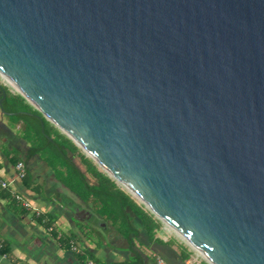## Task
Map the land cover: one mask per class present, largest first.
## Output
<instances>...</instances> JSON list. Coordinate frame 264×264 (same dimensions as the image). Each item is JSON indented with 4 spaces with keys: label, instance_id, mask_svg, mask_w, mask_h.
<instances>
[{
    "label": "water",
    "instance_id": "water-1",
    "mask_svg": "<svg viewBox=\"0 0 264 264\" xmlns=\"http://www.w3.org/2000/svg\"><path fill=\"white\" fill-rule=\"evenodd\" d=\"M0 74L207 264H264V0H0Z\"/></svg>",
    "mask_w": 264,
    "mask_h": 264
},
{
    "label": "crops",
    "instance_id": "crops-1",
    "mask_svg": "<svg viewBox=\"0 0 264 264\" xmlns=\"http://www.w3.org/2000/svg\"><path fill=\"white\" fill-rule=\"evenodd\" d=\"M1 89L5 98L0 104V176L11 182L10 190L42 212L44 221L21 209L9 190H0V264H85L86 260L94 264L128 263L136 259L130 242L143 264H157V257L165 264H207L193 256L177 237L163 230L161 235V227L149 239L140 222L131 218L138 238L121 233L103 216L88 192L98 184L88 173L83 161L86 157L66 148V136L19 93L12 88ZM51 147L62 161L53 159ZM18 162L26 169L22 180L15 177ZM69 168L82 188L72 184ZM70 243L82 253L71 252ZM185 254H189L187 259Z\"/></svg>",
    "mask_w": 264,
    "mask_h": 264
},
{
    "label": "trees",
    "instance_id": "trees-1",
    "mask_svg": "<svg viewBox=\"0 0 264 264\" xmlns=\"http://www.w3.org/2000/svg\"><path fill=\"white\" fill-rule=\"evenodd\" d=\"M64 138L71 146V151H77V147L74 143L67 137ZM51 144L55 145L54 142H51ZM83 161L88 165V173L92 174L98 184L96 187L88 189V192L93 194L94 201L101 207L103 216L112 222L114 226H118L121 233L126 232L127 238L134 236L137 239L139 232L130 224L131 218H135L144 228L148 238L153 239L156 230L160 227L159 222L153 219L151 215L143 211V209L131 198H129L130 196L124 191L117 189L116 185L108 177L98 172L90 160L83 159ZM114 206H116L117 209ZM123 223L125 227L123 226ZM129 245V248L134 251L136 259L128 263L122 262L117 264H143L138 251L134 248L133 243L130 242ZM188 256L189 254H185L184 259H187Z\"/></svg>",
    "mask_w": 264,
    "mask_h": 264
},
{
    "label": "built area",
    "instance_id": "built-area-1",
    "mask_svg": "<svg viewBox=\"0 0 264 264\" xmlns=\"http://www.w3.org/2000/svg\"><path fill=\"white\" fill-rule=\"evenodd\" d=\"M0 87H8L11 88L7 80L0 74ZM15 171H16V180H22L26 176V169L25 165L22 162H18L15 165ZM11 182L6 181L3 177L0 176V190H9L12 200L24 211L32 214L36 219H41V221H44L43 214L40 210L33 207L32 204H30L24 197H22L20 194L16 193L15 191H12L9 189V185ZM49 231L52 230V228L48 229ZM70 250L71 252L75 254H81L82 250L75 244L70 243ZM157 264H165V262L160 258H156ZM85 264H94L91 260H86Z\"/></svg>",
    "mask_w": 264,
    "mask_h": 264
},
{
    "label": "rangeland",
    "instance_id": "rangeland-1",
    "mask_svg": "<svg viewBox=\"0 0 264 264\" xmlns=\"http://www.w3.org/2000/svg\"><path fill=\"white\" fill-rule=\"evenodd\" d=\"M5 90L6 91H9V89L7 88V87H5ZM15 93H17V92H15ZM47 129H48V126H47ZM48 131H49V129H48ZM63 143H64V146L66 147V148H68L69 150H72V148H71V146L70 145H68V143H66V142H64L63 141ZM56 150L53 148V147H51V150H50V154H51V156L53 157V159L55 160V161H58L59 159L62 161V158L59 156V155H57L56 154V152H55ZM77 151H78V153L79 154H81V155H83L84 157H86L85 155H84V153L77 147ZM72 152V151H71ZM86 159H88V160H90L91 161V163L96 167V169L97 170H99L104 176H106V177H108L107 176V174L103 171V170H101V168L99 167V166H97L91 159H89L88 157H86ZM68 163V162H67ZM69 164V163H68ZM68 166V165H67ZM70 169V179H71V181L73 182L72 184H75V183H78L79 185H78V188L80 187V188H82V186H81V183L77 180V175H76V173L74 172V170H71V168H69ZM110 179V178H109ZM115 185H116V187H117V189H121L122 191H124L126 194H127V192L125 191V190H123L122 189V187L120 186V185H117L116 183H115V181L114 180H112V179H110ZM75 186V185H74ZM119 187V188H118ZM80 190H82V189H80ZM127 195H129V194H127ZM130 196V195H129ZM128 196V197H129ZM129 198H131L138 206H140L142 209H143V211H145L147 214H149V215H151L152 217H153V219H155L157 222H159V224H160V227H161V235L163 234L162 233V230L163 231H166L167 233H169L170 235H173V236H175L176 237V235L166 226V225H164L163 223H161L160 222V220H158L154 215H152L150 212H149V210L144 206V205H142L137 199H135V198H133L132 196H130ZM115 208H116V206H114ZM114 207H113V210H114ZM117 209V208H116ZM123 226H124V223H123ZM125 227V226H124ZM168 228V229H167ZM178 239V238H177ZM179 241L182 243V244H184V245H186L185 247H187V249L193 254V256H197V257H199L200 259H202L203 261H205L201 256H200V254L199 253H197V252H195V251H193L186 243H184V241H182V240H180L179 239Z\"/></svg>",
    "mask_w": 264,
    "mask_h": 264
},
{
    "label": "bare ground",
    "instance_id": "bare-ground-1",
    "mask_svg": "<svg viewBox=\"0 0 264 264\" xmlns=\"http://www.w3.org/2000/svg\"><path fill=\"white\" fill-rule=\"evenodd\" d=\"M6 80H7V82L9 83V85L11 86V88L14 90V91H16V92H19L17 89H16V87L13 85V83L8 79V78H6ZM84 152L85 153H87V155L88 156H90V154L87 152V151H85L84 150ZM101 168V170H103L104 172H106L113 180H115L116 181V183L118 184V185H120V186H122L124 189H126V190H128L131 194H132V196H133V198H135V199H138L137 198V196L134 194V193H132L127 187H126V185H124L120 180H118L117 178H115L114 176H112L106 169H104L103 167H100ZM168 228H169V226H167ZM167 228V229H168ZM170 229V228H169Z\"/></svg>",
    "mask_w": 264,
    "mask_h": 264
}]
</instances>
